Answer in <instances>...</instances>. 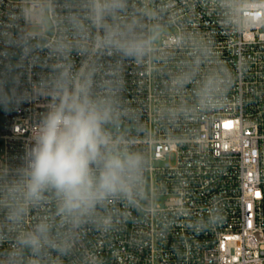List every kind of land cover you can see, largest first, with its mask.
I'll use <instances>...</instances> for the list:
<instances>
[{
  "label": "built area",
  "instance_id": "built-area-1",
  "mask_svg": "<svg viewBox=\"0 0 264 264\" xmlns=\"http://www.w3.org/2000/svg\"><path fill=\"white\" fill-rule=\"evenodd\" d=\"M30 5L0 0V81L10 98L26 97L0 105V184L25 166L64 65L75 76L95 70L94 92H111L116 102L108 131L145 160L138 204L110 198L75 231L66 254L49 251L42 264H264V26H229L217 0H128L124 19L136 20L138 31L168 30L136 60L96 48L95 29L81 41L67 17L84 19L83 0H50L43 27L24 18ZM61 40L72 46L67 54L54 51ZM204 49L200 71L177 90L174 79ZM208 70L226 72L231 84L218 102L201 107L195 88ZM45 197L18 230L0 207V264L18 231L41 220L53 234L66 231L54 194ZM215 207L223 210L221 222L199 227ZM31 259L25 251L22 264Z\"/></svg>",
  "mask_w": 264,
  "mask_h": 264
},
{
  "label": "clouds",
  "instance_id": "clouds-1",
  "mask_svg": "<svg viewBox=\"0 0 264 264\" xmlns=\"http://www.w3.org/2000/svg\"><path fill=\"white\" fill-rule=\"evenodd\" d=\"M217 6L229 26L241 31L253 30L256 24L264 26V0H217ZM83 8L84 19L80 15L67 17L81 41H88L90 29H95L94 44L98 49L136 60L151 52L158 29L154 26L151 34L146 35L138 31L136 20L126 21L128 0H83ZM50 10V0H31L23 16L43 27ZM71 47L61 40L54 51L67 54ZM81 51H87L83 44ZM208 55L209 50L204 49L190 69L174 79L177 90L193 81ZM94 75L92 69L75 76L69 65L61 66L54 81L52 103L40 122L25 166L18 171L17 178L0 184V207L7 208L10 228L20 229L29 209L44 202L46 193H52L66 231L53 234V225L47 220H41L31 230L18 231L16 247L9 252L6 264H22L25 251L32 257L28 264H42L41 258L49 251L66 254L75 231L93 218L97 208L107 200L119 197L136 206L142 196L144 157L108 131V126L118 118L116 102L111 92L106 95L94 92ZM230 84L226 72L221 75L219 71L208 70L196 84L198 104L208 107L218 102ZM25 100L26 97L15 93L10 98L0 81V105L7 108ZM222 217L223 210L215 207L198 226L211 229ZM102 223L107 227L110 220L105 217Z\"/></svg>",
  "mask_w": 264,
  "mask_h": 264
},
{
  "label": "rangeland",
  "instance_id": "rangeland-1",
  "mask_svg": "<svg viewBox=\"0 0 264 264\" xmlns=\"http://www.w3.org/2000/svg\"><path fill=\"white\" fill-rule=\"evenodd\" d=\"M47 23H48V21H47ZM47 23H46V25H47ZM46 25H45V26H46ZM30 30H31V31H37V30H40V27H37V26H36V27H32V28H30ZM167 31H168L167 29H163V28H162V29H158V34H157L156 39H155L154 41H157V40H158L157 37H158L159 35H161V33H164V32H167Z\"/></svg>",
  "mask_w": 264,
  "mask_h": 264
}]
</instances>
